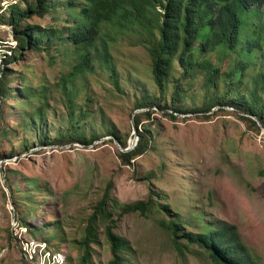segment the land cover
I'll return each instance as SVG.
<instances>
[{
    "label": "rangeland",
    "instance_id": "1",
    "mask_svg": "<svg viewBox=\"0 0 264 264\" xmlns=\"http://www.w3.org/2000/svg\"><path fill=\"white\" fill-rule=\"evenodd\" d=\"M16 1L0 0V13L9 15V6ZM49 19L35 17L43 25ZM140 38L131 31L111 42L126 93L114 89L106 69L97 67V73L89 74L95 114L83 123L82 131L90 137L92 133L102 135L90 144L72 140L43 145V137L53 140L57 129H66L67 117L60 116L65 107L58 93L43 116L25 122L14 94L8 114L11 136L0 141V264H39L24 249L25 241L47 242L51 252L66 256L65 264H82L84 249L78 242L86 235L94 206L107 193L116 231L133 248V264H215L196 244L180 251L163 224L171 216L160 203L170 204L174 218L182 215L188 221L186 231L200 230L194 212L207 214V222L213 218L236 225L241 241L264 264V127L254 125L244 117L246 112L229 105L175 112L170 107L172 82L168 92L161 94L152 78L151 57ZM16 45L13 27L0 21V77L5 54H11ZM24 56L11 67L26 70L37 84L54 83L79 58L74 46L68 54L31 50ZM179 70L175 66L172 75L177 77ZM195 83H190L194 85L185 97V108L196 107L192 97L198 106L202 102L203 91ZM245 84L252 85L249 76ZM145 94L160 98L146 108L151 115L144 116L140 125L155 136L156 143L132 164H125L120 152L134 148L138 141L134 113L145 108L135 109V103ZM110 127L128 137L127 148L109 134ZM23 140L28 143L22 145ZM148 174L153 176L147 178ZM149 199L154 206L150 215L122 214V206ZM99 224L88 264H111L106 225ZM179 240L186 245L184 238Z\"/></svg>",
    "mask_w": 264,
    "mask_h": 264
},
{
    "label": "trees",
    "instance_id": "2",
    "mask_svg": "<svg viewBox=\"0 0 264 264\" xmlns=\"http://www.w3.org/2000/svg\"><path fill=\"white\" fill-rule=\"evenodd\" d=\"M9 11V15L0 13V21L13 27L17 45L11 54H5L1 69L0 141L11 136L8 114L13 109L14 94L19 97V114L25 122L43 116L56 93L65 107L60 116L67 117L63 125L66 129H57L53 140L43 137L42 144L75 140L87 145L99 139L101 134L92 133L90 137L82 131L83 123L95 114L89 74L97 73V67L106 69L114 89L126 93L111 42L131 31L138 33L147 47L152 60V78L161 94L168 92L172 82L170 107L175 112L208 111L215 106L229 105L246 112L248 115L244 117L254 125L264 126V63H260L264 61V0H17L9 6ZM35 17L50 19L43 25ZM72 46L79 54L77 62L52 84L47 81L37 84L26 70L11 67L13 62L24 59L28 51L68 54ZM227 62L229 68L224 67ZM175 66L180 69L177 77L172 75ZM248 76L252 80L250 87L245 84ZM14 81H19L20 86H14ZM191 82L202 89V102L198 106L192 97V105L196 107L188 109L184 104L194 85ZM158 101L156 94H145L136 101L135 109L145 110L134 113L138 141L134 148L120 152L125 164H132L156 143L155 136L140 125L144 116L151 115L146 108ZM171 116L177 115L171 112ZM108 132L124 148L129 146L128 137L121 136L117 128L110 127ZM25 143L28 142L23 140L22 145ZM152 176L148 174L147 178ZM7 181L12 187L11 176ZM110 198L107 193L94 206L86 235L78 242L84 249L82 264L92 261V243L98 241L100 222L106 225L113 255L111 264H133L130 256L133 248L116 231L118 224ZM159 205L171 216L163 224L180 251L196 244L215 264H263L241 241L236 225L213 218L207 222L204 220L207 214L194 212L198 215L200 230L186 231L188 221L182 215L174 218L170 204ZM153 208L150 199L140 200L122 206V214L140 212L148 216ZM179 238H184L186 245Z\"/></svg>",
    "mask_w": 264,
    "mask_h": 264
},
{
    "label": "built area",
    "instance_id": "3",
    "mask_svg": "<svg viewBox=\"0 0 264 264\" xmlns=\"http://www.w3.org/2000/svg\"><path fill=\"white\" fill-rule=\"evenodd\" d=\"M25 243L27 246H24V249L29 251L31 253L30 258L33 261H38L39 264H65L67 262V258L62 252H51L47 242L25 241L23 245Z\"/></svg>",
    "mask_w": 264,
    "mask_h": 264
},
{
    "label": "water",
    "instance_id": "4",
    "mask_svg": "<svg viewBox=\"0 0 264 264\" xmlns=\"http://www.w3.org/2000/svg\"><path fill=\"white\" fill-rule=\"evenodd\" d=\"M259 125H261L262 127H264L261 123H259ZM134 144V143H133ZM136 144V143H135ZM131 149V148H128V150Z\"/></svg>",
    "mask_w": 264,
    "mask_h": 264
}]
</instances>
